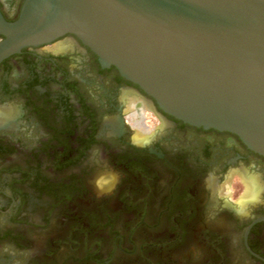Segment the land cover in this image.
<instances>
[{
    "label": "flooded vegetation",
    "instance_id": "1",
    "mask_svg": "<svg viewBox=\"0 0 264 264\" xmlns=\"http://www.w3.org/2000/svg\"><path fill=\"white\" fill-rule=\"evenodd\" d=\"M22 2L0 0L2 18ZM143 112L163 129L147 146L124 123ZM0 119V264H264V203L216 199L233 176L264 186V157L163 113L73 35L0 62Z\"/></svg>",
    "mask_w": 264,
    "mask_h": 264
},
{
    "label": "water",
    "instance_id": "2",
    "mask_svg": "<svg viewBox=\"0 0 264 264\" xmlns=\"http://www.w3.org/2000/svg\"><path fill=\"white\" fill-rule=\"evenodd\" d=\"M65 34L163 113L264 157V0H23L0 14V62Z\"/></svg>",
    "mask_w": 264,
    "mask_h": 264
},
{
    "label": "clouds",
    "instance_id": "3",
    "mask_svg": "<svg viewBox=\"0 0 264 264\" xmlns=\"http://www.w3.org/2000/svg\"><path fill=\"white\" fill-rule=\"evenodd\" d=\"M70 44L64 43L61 39L53 45L44 46L41 51L61 55L70 48ZM143 124L133 125L129 118L125 117L124 123L132 133L130 140L135 144L137 137L144 139V146L151 143L152 139L158 134V130L162 131L161 120L151 112H143ZM255 169V165L252 166ZM253 176L251 184L245 185L242 183L239 176H233L231 184L224 185L223 193H217V200H226L232 205L237 214H242L247 211L250 206L264 203V186L259 185L254 180V172L249 173ZM115 176H101L94 181V186L98 191H103L108 185L114 184Z\"/></svg>",
    "mask_w": 264,
    "mask_h": 264
},
{
    "label": "bare ground",
    "instance_id": "4",
    "mask_svg": "<svg viewBox=\"0 0 264 264\" xmlns=\"http://www.w3.org/2000/svg\"><path fill=\"white\" fill-rule=\"evenodd\" d=\"M144 106V105H143ZM1 120V119H0Z\"/></svg>",
    "mask_w": 264,
    "mask_h": 264
}]
</instances>
